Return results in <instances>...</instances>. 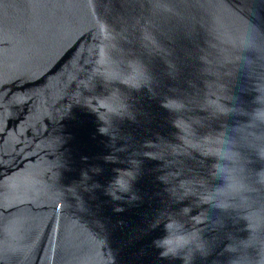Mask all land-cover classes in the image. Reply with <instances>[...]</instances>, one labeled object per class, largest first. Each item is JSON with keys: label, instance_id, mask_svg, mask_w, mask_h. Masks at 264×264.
<instances>
[{"label": "water", "instance_id": "95a60500", "mask_svg": "<svg viewBox=\"0 0 264 264\" xmlns=\"http://www.w3.org/2000/svg\"><path fill=\"white\" fill-rule=\"evenodd\" d=\"M259 97L264 0H0V264H264Z\"/></svg>", "mask_w": 264, "mask_h": 264}, {"label": "clouds", "instance_id": "9594fccd", "mask_svg": "<svg viewBox=\"0 0 264 264\" xmlns=\"http://www.w3.org/2000/svg\"><path fill=\"white\" fill-rule=\"evenodd\" d=\"M257 32V29L255 26H253L251 29H250V38H253L254 39V33ZM259 100L264 103V101H262L259 97ZM255 119L258 120V121H261V122H264V109H260V110H257L255 112ZM258 139V137H257ZM231 141H228V140H221L219 137L217 138H212L210 141H209V150L207 151V153L209 154H215V155H218L219 157L221 158H224V159H232L230 158L229 155H221V153H232L234 154L235 156H237V153L233 152L231 150V148L229 147ZM260 150V155L262 157H264V155L261 154V149ZM226 169H230L228 167H225V166H218V172L219 173H227V179L229 180V184L227 185V187L232 183V181L229 179V176L232 175V173L226 171ZM259 179L261 182H264V171H262L260 174H259ZM226 187V188H227ZM116 189L118 190H114L112 193H110L111 195H113L114 198H120L119 196V193H125L129 190V181L127 183V187H124V188H121V187H116ZM225 189V188H223ZM218 190L220 189H217V194H220L218 192ZM173 221L175 222V224L179 225V227L173 229L172 227H170V225L173 223ZM166 227V231L168 232V235H166L165 237L161 238L159 241H156V245L157 247H160L162 249L160 255L162 257H168V256H177L178 253L180 252L181 249H183L185 246L189 245L190 243H192L191 240H189L188 242L186 243H183V244H179L175 247H173V244L172 243H169V241H173L174 237H173V231L175 232V236L176 237H187L190 235V233H186L183 231V224L177 220H171L170 222L166 223L165 225ZM260 262V261H259Z\"/></svg>", "mask_w": 264, "mask_h": 264}]
</instances>
